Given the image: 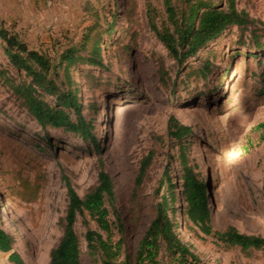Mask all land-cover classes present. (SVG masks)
Listing matches in <instances>:
<instances>
[{
	"label": "rangeland",
	"instance_id": "1",
	"mask_svg": "<svg viewBox=\"0 0 264 264\" xmlns=\"http://www.w3.org/2000/svg\"><path fill=\"white\" fill-rule=\"evenodd\" d=\"M148 1L162 27L167 21L163 0H0V27L17 33L30 48L58 61L69 47L86 55L100 41L103 55L101 67L78 64L71 70L84 114L95 125V149L77 135L57 129L46 134L37 125L12 91L28 79L10 64L0 39V225L14 236L12 251L27 264H49L61 238L68 204L64 177L83 196L101 168L112 177L125 245L135 253L155 215V189L166 164L171 162L175 182L181 174L178 146L167 134L172 114L192 128L190 159L210 183L213 228L235 226L264 236V47L250 44L248 30L240 38V29L230 27L179 65L149 26ZM210 1L222 8L228 3ZM236 1L262 30L264 0ZM174 3L179 12L188 8L185 0ZM208 61L204 77L198 70ZM161 64L168 71L165 80ZM150 150L155 156L148 176L135 191L140 161ZM175 194L180 236L204 262L264 264V247L243 250L212 235L200 239L184 220L180 187ZM84 219L98 228L88 213L76 223L81 264H101L88 255ZM9 255L0 253V264H11Z\"/></svg>",
	"mask_w": 264,
	"mask_h": 264
},
{
	"label": "trees",
	"instance_id": "2",
	"mask_svg": "<svg viewBox=\"0 0 264 264\" xmlns=\"http://www.w3.org/2000/svg\"><path fill=\"white\" fill-rule=\"evenodd\" d=\"M185 2L188 8L179 12L174 0H163L167 21L162 27L155 21L151 3H147L150 28L179 65L219 39L230 27L240 29V38L248 30L250 44L259 49L264 47V27L258 29L255 24L257 21L244 9H239L236 0H228L225 8L210 0ZM0 39L4 42V52L10 64L28 79L14 85L12 91L37 125L46 134L55 129L72 133L85 141H91L97 149L95 125L84 114L79 85L72 77L71 70L78 64L101 67L103 55L100 41L94 43L86 55L82 54L80 47H69L55 61L50 55L30 48L17 33L6 27H0ZM210 68L208 61L198 73L207 77ZM159 72L160 78L165 80L168 71L163 64ZM2 75L0 69V77ZM167 134L178 146L181 174L175 182L170 175L171 162L166 164L155 189L158 197L155 215L135 253L130 254L125 245V225L117 210L114 182L110 174L101 168L97 183L83 196L79 195L70 179L64 177L68 204L63 217L62 235L50 251L49 264H81L83 243L76 230V223L80 216L85 218L86 213L98 226L93 229L88 220L84 219L87 225L84 239L88 255L94 263L207 264L194 245L185 241L178 231L179 225L173 210L177 186L181 188L184 220L200 239L212 235L226 246H238L243 250L264 247V236L243 233L235 226H228L225 230L213 228L210 183L197 171L190 159L192 128L172 114L168 120ZM154 156L155 151L150 150L141 159L135 178V191L145 182ZM14 243V236L0 225V253H10L8 262L11 264H27L20 253L12 251Z\"/></svg>",
	"mask_w": 264,
	"mask_h": 264
}]
</instances>
